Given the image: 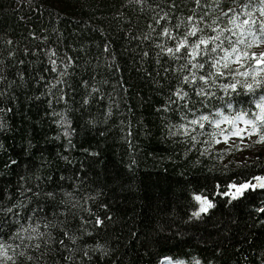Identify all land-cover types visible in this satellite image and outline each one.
Listing matches in <instances>:
<instances>
[{
	"label": "trees",
	"instance_id": "trees-1",
	"mask_svg": "<svg viewBox=\"0 0 264 264\" xmlns=\"http://www.w3.org/2000/svg\"><path fill=\"white\" fill-rule=\"evenodd\" d=\"M246 4L264 20L260 0H0V243L8 255L37 243L28 237L39 225L50 233L47 264H264V188L256 184L264 126L247 125L245 144L221 146V129L234 126L215 124L218 112L235 125L244 113L253 119L264 87L225 94L228 69L210 89L198 79L183 84L190 57L161 50L184 37L193 13L203 15L204 37L217 27L239 33L223 13ZM260 67L230 61L233 72L250 73L235 76L241 83L264 82ZM181 86L187 101L173 95ZM200 87L215 95L197 96ZM203 115V128L189 123ZM248 183L255 187L238 194ZM197 195L213 205L199 217Z\"/></svg>",
	"mask_w": 264,
	"mask_h": 264
},
{
	"label": "snow or ice",
	"instance_id": "snow-or-ice-1",
	"mask_svg": "<svg viewBox=\"0 0 264 264\" xmlns=\"http://www.w3.org/2000/svg\"><path fill=\"white\" fill-rule=\"evenodd\" d=\"M195 2L197 6L202 7L201 0H195ZM249 3H251V0H249ZM260 4L261 7L257 10L260 12L261 16H264V0H260ZM170 7H175V4L173 3L172 5H170ZM247 7V4L244 5L239 14L236 13L235 9L232 8H229L228 12L223 13V15L225 16H228L229 13L232 14L230 22L235 28L239 29V33L234 32L231 28H211V25H205V27L211 28L215 35L204 37L200 35V33H202L204 30L200 27V24L203 22V15L197 18L195 13H193L192 16L187 17V21L190 27L184 37L179 40L174 47H168L166 49H164L163 47L161 48L163 52H166V54L177 59L179 58L177 54L181 53L182 50H185V55L190 57L188 63L183 65L180 69L181 71H183L184 68H189V75L183 76L182 78L183 84H196L198 79L199 81L203 82V85L207 86L210 89L212 86L209 83L210 80L214 83L216 79L224 77L225 72L222 69H228L229 75L232 76V82L219 85V87H222L224 89L225 94H228L229 92L239 94V91L241 89L248 93H254L256 89L264 87V82H262L260 79H257L256 76L252 77V83H241L240 80L235 79V76L240 75L246 80L249 77L250 73L248 71L239 72L238 70L233 72L230 69V61L239 64L242 58H246L248 60L254 61L256 65L261 66L259 71H264V52H261L259 54L252 53L251 55H249V52L247 51V49L251 48L253 44H255L256 46L264 44V20L256 18L253 13H247L245 11ZM167 15L168 14L165 13L164 16L161 17V19H165ZM240 15H244L246 18L243 19L240 23H237ZM213 23H215V21H213ZM175 27H179V25L177 24ZM253 28H255L256 30L253 31ZM225 33L228 34L225 35ZM162 35L174 39V37L172 36V32L169 29H164ZM190 37L195 38V40H193L191 44L189 43ZM225 41H227L228 43L227 48L224 47ZM246 41L248 42L246 43ZM241 46H243V50L241 49ZM189 49L190 51H188ZM145 55H147V53H145ZM199 57H207V59H205L203 62H198L197 58ZM233 57H235L234 60ZM193 61L197 62L193 63ZM205 64H208L210 69H214V72L197 77L196 73L191 71V69H204ZM195 94L199 97H203L204 99H207L209 96L215 95V93L205 91L204 87H200L199 91H195ZM173 95L177 98V100L187 101V99H190L189 93L184 90L183 86L179 87L173 93ZM232 106L233 105L230 102L226 105V107L228 108H231ZM256 107L259 109V112L253 119H244V116L247 115V113H244L236 119L244 120L245 125H251L253 131L258 132L259 128L257 126V121H259L260 126H264V95L260 96V102L256 104ZM189 111H191V109H189ZM218 115H220L222 119L215 122L217 128H220L221 123L225 122L229 125L234 126L232 129H229L228 132H225V130L221 129V135L225 136V142L228 138H230L228 133H230L231 136L242 138V134L245 132V129H241L236 126L235 120L224 117L222 112H218ZM202 121H209V116L203 115L199 117V119L191 120L189 123L192 125H199L201 128H203L204 124L202 123ZM251 134V132L248 133V135ZM192 139H195V137H192ZM216 142L220 143L219 140H217ZM260 142L264 143V136L260 137ZM256 179L264 180V178L261 177H257ZM233 187L236 186L233 185ZM250 187L254 188L255 185L251 183L241 184L237 189V193L242 195L243 190ZM260 187L264 188V183H261ZM233 198H236V196L233 195ZM195 199L198 202H201L200 210L193 213V215L196 217H199L201 213H206L211 207H213L212 203L210 201H207L206 198H202L201 196L197 195ZM8 211H11V209H8ZM261 211H264V209H261ZM97 223H102V221L98 219ZM44 227L47 229L48 225L45 224ZM38 228L39 225H37L36 228H33L32 232L35 235L28 237L30 241L35 239L38 242L35 244L27 245L25 249L19 253H16V250L13 249V255H8V249L4 248L3 244L0 243V264H7L8 261H12V264H16L17 256L22 257V264H47V262L44 260V257L47 255V250L49 248L50 233L46 234L44 232H39ZM46 235L49 237V239H44ZM68 239L74 242L73 237L69 236ZM40 241H43L44 247L46 249V251L44 252L40 251ZM59 244L61 247L67 248V245L64 244L63 240H60ZM28 248L34 249L37 254H28Z\"/></svg>",
	"mask_w": 264,
	"mask_h": 264
},
{
	"label": "rangeland",
	"instance_id": "rangeland-1",
	"mask_svg": "<svg viewBox=\"0 0 264 264\" xmlns=\"http://www.w3.org/2000/svg\"><path fill=\"white\" fill-rule=\"evenodd\" d=\"M237 126L239 128H241V129H244V127H242L243 125H241V124H239ZM229 137L230 138H228L226 142H225V137H222L220 139V143L219 144L221 146H227V145H230V144H234L237 140H240L241 144H245L246 143V140L248 139V136L246 134V131L242 134V138L241 137H236V136H231L230 134H229ZM167 262H169V261H167ZM167 262L164 263V264H169ZM170 264H172V263L170 262Z\"/></svg>",
	"mask_w": 264,
	"mask_h": 264
},
{
	"label": "water",
	"instance_id": "water-1",
	"mask_svg": "<svg viewBox=\"0 0 264 264\" xmlns=\"http://www.w3.org/2000/svg\"><path fill=\"white\" fill-rule=\"evenodd\" d=\"M262 178H264V177H262ZM261 183H264V180H258V181H257V184L259 185V188H262V187H260V184H261Z\"/></svg>",
	"mask_w": 264,
	"mask_h": 264
}]
</instances>
